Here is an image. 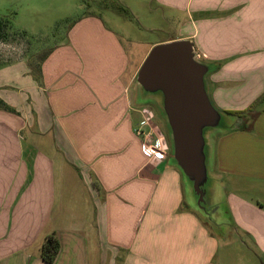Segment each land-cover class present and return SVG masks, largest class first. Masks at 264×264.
Masks as SVG:
<instances>
[{
    "label": "crops",
    "instance_id": "1",
    "mask_svg": "<svg viewBox=\"0 0 264 264\" xmlns=\"http://www.w3.org/2000/svg\"><path fill=\"white\" fill-rule=\"evenodd\" d=\"M154 2L182 14V35L164 42L191 40L213 66L207 81L217 108L241 112L261 99L264 0H128L127 7L149 11ZM67 36L38 71L25 60L0 63V99L14 110L0 109V264H48L40 248L51 233L60 244L51 264H219L218 237L185 201L154 105L161 120L142 124L147 107L135 77L153 45L132 53L124 26L92 14ZM148 133L162 141L165 159L144 154ZM215 137L220 203L227 204L225 186L239 192L242 180L264 192V112L250 130ZM230 208L239 217L251 209L236 201ZM262 216L252 222L259 264Z\"/></svg>",
    "mask_w": 264,
    "mask_h": 264
},
{
    "label": "rangeland",
    "instance_id": "2",
    "mask_svg": "<svg viewBox=\"0 0 264 264\" xmlns=\"http://www.w3.org/2000/svg\"><path fill=\"white\" fill-rule=\"evenodd\" d=\"M127 2L123 0L118 3L119 7L127 10L123 12L114 7L110 0H0V18L8 21V29L0 35V63L25 60L30 69L35 71L44 56L46 58L59 44L68 42L67 33L73 24L90 14L103 18L110 28L124 26L128 36L125 42L127 47L140 56L152 45L173 42L175 40L164 41L182 35V14L179 11L162 7L156 2L152 3L149 11L134 4H131L133 10H129ZM227 8L224 6L223 13ZM211 101L214 104L212 96ZM145 105L153 112L155 122L160 121V113H156L152 104ZM261 105H264L261 101L257 102L256 109ZM241 122L242 119L238 118L237 127ZM167 142L169 144L168 138ZM242 181V186H238L239 192H236V187L226 186L225 192H221L227 204L220 203V212L212 215L215 224L203 219L218 237L215 238L219 240V264L260 263L257 258L259 251L252 242L255 237L252 222L259 215H264V192L256 187L254 181ZM233 201L251 209L239 217L230 208Z\"/></svg>",
    "mask_w": 264,
    "mask_h": 264
},
{
    "label": "water",
    "instance_id": "3",
    "mask_svg": "<svg viewBox=\"0 0 264 264\" xmlns=\"http://www.w3.org/2000/svg\"><path fill=\"white\" fill-rule=\"evenodd\" d=\"M213 66L200 60L191 40L153 46L137 71L140 103H150L164 120L169 163L181 173L191 210L215 224L220 212L219 178L213 173L214 136L237 128V118L211 101L207 76Z\"/></svg>",
    "mask_w": 264,
    "mask_h": 264
},
{
    "label": "trees",
    "instance_id": "4",
    "mask_svg": "<svg viewBox=\"0 0 264 264\" xmlns=\"http://www.w3.org/2000/svg\"><path fill=\"white\" fill-rule=\"evenodd\" d=\"M114 7H117L119 10L123 12H127L126 9L124 8L122 9L121 7H119L117 2H114ZM5 29H8V21L0 18V35L1 36L2 34L5 33L4 31ZM44 59H45V56L42 58V60ZM38 70L39 68L37 65V71ZM259 101H261V103L264 104V95H262ZM256 104L257 102H255L254 104H252L247 109L241 112H226L227 114L233 117H236L237 119L238 118L242 119L241 125L237 127V130L238 129L243 130V131L250 130L252 127V123L256 119V117L260 113L264 112V105H261L259 109H256ZM0 109L7 110L9 112H14V110L11 107H9L7 104H5V102L2 101L1 99H0ZM59 249H60V244H59V239L56 233H51L47 235L40 248L41 259L48 264L53 263L57 257Z\"/></svg>",
    "mask_w": 264,
    "mask_h": 264
},
{
    "label": "built area",
    "instance_id": "5",
    "mask_svg": "<svg viewBox=\"0 0 264 264\" xmlns=\"http://www.w3.org/2000/svg\"><path fill=\"white\" fill-rule=\"evenodd\" d=\"M142 115V124L149 125V122L153 119L151 111H149L148 109H144L142 111ZM138 134L142 133L138 132ZM142 148L144 154L149 158H153L160 161L165 159L166 157V149L163 146L162 141L158 138H152L149 133L145 134Z\"/></svg>",
    "mask_w": 264,
    "mask_h": 264
}]
</instances>
